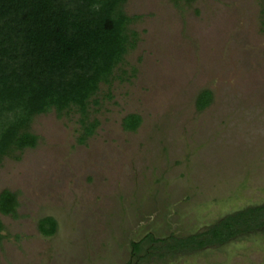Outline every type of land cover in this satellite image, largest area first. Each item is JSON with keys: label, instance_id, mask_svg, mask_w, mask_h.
<instances>
[{"label": "rangeland", "instance_id": "obj_1", "mask_svg": "<svg viewBox=\"0 0 264 264\" xmlns=\"http://www.w3.org/2000/svg\"><path fill=\"white\" fill-rule=\"evenodd\" d=\"M121 10L133 44L84 118L37 114L34 146L0 160V190L17 200L15 218L0 214V264H124L147 232L199 231L264 203V0H124ZM202 89L211 99L197 110ZM127 113L140 117L133 131L121 127ZM45 216L56 223L48 236L37 230ZM146 247L137 264H264V233L166 263Z\"/></svg>", "mask_w": 264, "mask_h": 264}, {"label": "trees", "instance_id": "obj_2", "mask_svg": "<svg viewBox=\"0 0 264 264\" xmlns=\"http://www.w3.org/2000/svg\"><path fill=\"white\" fill-rule=\"evenodd\" d=\"M123 1L0 0V160L34 146L36 136L29 130L33 116L75 109L84 118L99 84L109 83L113 68L133 44L128 39L135 32L127 30L131 18L121 10ZM210 99L209 90H200L195 108L201 110ZM139 121L137 114L127 113L120 123L133 131ZM95 125H83L77 141L90 135ZM16 207L15 192L1 189L0 214L15 218ZM55 226L50 216L37 220L42 235L53 234ZM2 230L0 222V240ZM257 233H264V203L220 215L199 231L162 236L147 232L129 241L131 259L124 264H137L144 245L148 251H163L158 255L165 254L166 263L171 257L209 253L237 236Z\"/></svg>", "mask_w": 264, "mask_h": 264}, {"label": "clouds", "instance_id": "obj_3", "mask_svg": "<svg viewBox=\"0 0 264 264\" xmlns=\"http://www.w3.org/2000/svg\"><path fill=\"white\" fill-rule=\"evenodd\" d=\"M93 7H96L95 5Z\"/></svg>", "mask_w": 264, "mask_h": 264}]
</instances>
